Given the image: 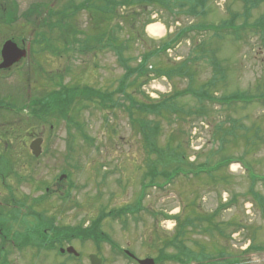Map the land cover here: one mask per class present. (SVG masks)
I'll return each instance as SVG.
<instances>
[{
  "label": "rangeland",
  "instance_id": "374dc122",
  "mask_svg": "<svg viewBox=\"0 0 264 264\" xmlns=\"http://www.w3.org/2000/svg\"><path fill=\"white\" fill-rule=\"evenodd\" d=\"M67 1L0 0V19H7L6 13L12 12L13 2L17 5V16L13 23L0 24V45L6 38H12L20 45L24 42L27 49L23 60L9 70L0 71V104L9 108L10 105L20 107L17 108L20 112L0 109V210L5 212L12 208L8 200L9 190L12 189L16 192L18 205L26 207L25 203L28 202L32 210L36 208L42 211L46 216L58 220L59 225L75 227L89 225L104 213L103 210L106 213L134 204L141 191L143 174L149 164L156 160V154L146 148L140 128L134 126L125 110L120 108L110 110L94 102L79 101L76 110L69 115L74 123L76 120L82 123L83 133L88 139H83L74 125H66L58 114L54 116L50 112V116L43 121L31 119L28 98L38 100L34 97H48L53 90L60 88V83L110 91L118 85L124 73L110 50L89 49L81 53L77 50L78 44L73 49L65 48L68 29L59 30L55 24L57 18H46L44 10L51 6L53 9L61 8ZM73 1L78 4L83 0ZM37 2H47L44 14ZM130 7H118V19L114 21L110 17L106 25L96 19L94 11L89 14L85 9L72 17L70 15L69 23L81 32L77 38H86L85 44L88 43V46L96 44L92 40L97 39V34H94L97 31L106 32L110 27H118V44L126 45L123 54L132 57L130 63L133 67L139 63L145 50L169 40L183 26L198 21L219 23L242 12V1L209 0L204 17H192L183 10L177 16H170L164 10L156 11L152 13L151 20L164 29L158 36L150 34L147 30L149 25L145 26L147 13L158 10L156 6L148 5L147 11L141 10L135 20V30L143 41L137 43L128 35L129 21L134 20V13L139 9L138 5ZM174 8L177 9L176 6ZM263 11L264 5L254 9L247 21H253ZM24 13H28V19L23 18ZM242 20L241 15L237 23L240 24ZM199 44H208L209 48H213L217 60L226 69L225 79L216 81L210 91L214 98L234 92L248 95L264 93L263 38L246 31L239 39L229 36L212 39L210 33L197 32L183 37L149 62V65L157 67L168 62L174 66H178L179 62H189L194 73L193 81L186 76L158 78L149 82L143 80L140 91L149 99L143 100L159 99L157 95L166 92V95H170L178 90H186L189 85L197 88L208 81L213 75L208 60L192 58L198 57ZM25 73L27 84L24 83ZM153 74L150 72L149 77ZM129 91L137 97V86ZM176 104L179 108L175 115H147L148 121L159 123L158 146L169 144L172 147L169 152L174 153L179 147L177 151L183 152L184 162L193 166L203 163L213 165L222 156L239 157L250 167L249 173L264 176V101L222 105L215 99L199 101L186 95L176 99ZM254 133H257V138L253 137ZM223 134L227 135L224 140L229 141L220 145ZM37 137H41L43 142L42 152L36 159L29 150V144ZM11 162L14 164L11 169L18 173L5 177V171L9 170L8 163ZM64 170L69 174V179L60 180V173L67 174ZM249 173L240 163L234 162L215 174L219 175L218 180H211L209 175L189 179L178 176L171 184L161 188L148 186L142 207L133 217L126 219V229L121 227L119 220H112L104 213L100 230L109 234L114 242L128 245L130 252L141 258L156 257V264H181L171 258L160 262L157 256L163 239L169 240L176 235L175 231L185 223L184 232L178 237L191 251L185 264L199 261L217 264L215 260L222 257L219 254H224V262L219 258L220 264H264L263 250L246 251L252 243L264 245L263 202L253 197V193L264 197V181L256 180L252 185ZM1 178H4L5 187ZM57 186H61L60 190L56 189ZM46 193L49 195L46 196ZM41 196H45L44 200H40ZM226 204L229 205L222 208ZM168 223H172V226H168ZM77 248L84 256L94 250L89 241L82 245L78 243ZM172 252L176 250L168 246L165 254ZM112 258L114 260L107 258L104 264H126L116 255ZM67 264L76 262L68 261ZM81 264H89L88 259H83Z\"/></svg>",
  "mask_w": 264,
  "mask_h": 264
},
{
  "label": "trees",
  "instance_id": "16d2710c",
  "mask_svg": "<svg viewBox=\"0 0 264 264\" xmlns=\"http://www.w3.org/2000/svg\"><path fill=\"white\" fill-rule=\"evenodd\" d=\"M209 0H83L82 2L76 4L73 0H68L61 8L53 9L52 6L45 9L47 6V2H38L37 6L41 7L42 14H44L43 10L46 11V18L56 17L57 21L55 22L58 25L59 30L68 29L66 32L65 48L73 49L75 44H78L79 47L77 50L79 52H86L91 49V51L106 49L112 51L117 57L118 64L123 68L124 73L120 76L118 80V85L110 90L105 91L98 88H94L92 86H67L59 84L60 88L53 90L52 94L48 97L39 98L30 100L27 99L28 103L31 105L30 109V117L34 119L33 121H43L50 116V112L60 115V119H64L67 124H72L75 126V130L83 139H86L87 136L83 133V125L82 123L76 120V123L73 122L71 114L72 110H76V105L79 101L83 103L94 102L100 105L103 108L114 110L116 108H120L125 110L128 115L129 121L134 125L140 128L144 143L146 148L150 149L151 152L156 154V160L149 164V169L147 172L143 174V181L141 185V191L139 192L134 204H127L118 208L117 210H108L103 212L108 214L109 218L115 219L116 216L122 218L128 213L129 217L135 215V213L142 207V199L144 197L145 188L148 186H156L162 187L172 183L174 178L178 176H183L185 178L197 177L199 175H209L211 180H218L219 175H215L221 168H227L231 162L234 160L242 162L241 158H231L224 157L217 160L213 165H204L198 164L193 166L192 164H186L184 162L185 156L183 152H178L179 147L176 149V153L169 152L170 145L167 146H158L156 143V138L159 135V123H152L147 120V115L159 116L161 114H170L178 111L179 106L176 104V99L182 98L186 95H190L198 99L199 101L208 100H217L222 105H230V104H253L260 103L264 101V93L248 95L245 92H234L229 95H223L221 98H214V95L211 94V90L215 86L216 81H223L226 77L225 71L220 61L217 60L216 54L213 48H209L208 44L203 45L199 44V55L198 57L194 56L195 60L198 58H206L211 68L213 69V75L211 78L205 83L201 84L199 87L194 88L192 86H188L186 90H178L170 95H163L156 101H146L143 99H148L143 95V92L140 91V84L148 79L150 72L155 75H164L167 76L168 79H172L177 76H186L189 81H193L194 73L191 71V67L189 66V62H179L178 66H174L172 63L160 64L159 67L151 65L149 68V62L153 58L159 57L161 53H165L167 49L174 46L183 37H187L189 34L197 33V32H207L211 34L212 39H222L223 37L229 36L234 39L241 38L243 33L251 32L258 34L260 38L264 39V11L259 14L257 18L253 21H247V18L251 15L254 9L260 8L264 5V0H241L242 1V12H237L233 14L230 18L221 20L219 23H210L206 24L204 21H198L197 23H191L190 25L183 26L180 28L175 35H173L169 40L162 42L160 45L154 46L148 50H145L143 54L140 56V60H138V64L136 66H131V58L130 56H125L123 54L126 49V45L121 43L118 44V36L117 30L118 27H110L106 32H96L97 39H93L92 41L96 42L95 45L88 46L85 44L87 42L86 38H77V36L81 35V32L74 28L69 23V16L71 17L75 15L77 12L85 9L89 11H94L97 20H102L104 25L110 21V17L112 20L118 19L116 16V9L138 5V12L134 13V20L129 21L130 29H129V37L133 39L134 42H143L138 31L135 30V20L140 15L141 10L147 11L146 6L152 5L156 6L158 10H151L147 13V18L145 21V26L152 23L151 20L152 13H156V11H165L168 15L173 16L177 13H181V11H185L188 15L194 16H205L207 14V3ZM16 3L12 4V12L7 11L8 14L5 23H10L16 19L17 16V8ZM36 6V7H37ZM177 7V9L174 8ZM33 10V9H32ZM37 10V9H36ZM6 14H3L4 16ZM28 14V13H27ZM26 13L23 14V18H28ZM39 14H41L39 12ZM41 14V15H42ZM1 15V14H0ZM243 16V20L240 24L237 23V20L240 16ZM68 20V24L66 23ZM44 20V19H42ZM32 23V22H31ZM36 24V23H35ZM34 25V22H33ZM46 26V23H43ZM98 26V25H97ZM96 27V26H95ZM69 29H71L69 31ZM103 32V33H102ZM69 33V34H67ZM38 35V34H36ZM40 36V35H38ZM210 41H212L210 39ZM123 42V41H122ZM141 82L139 83V80ZM144 80V81H143ZM27 84V76L25 73V80ZM137 86V97L132 94L129 89L135 88ZM139 94H142L140 96ZM22 98V97H21ZM25 98H23L24 101ZM149 100V99H148ZM26 102V101H25ZM24 102V103H25ZM215 102V101H214ZM82 103V104H83ZM217 103V102H216ZM82 105L81 107H83ZM1 109L5 111L11 112H20L17 108H20L16 105H10L11 108L3 106L0 104ZM72 107V108H71ZM135 115V116H134ZM46 117V118H45ZM243 128V126H240ZM230 134V131L227 132ZM235 136V135H234ZM227 138V135L223 134V137L220 138V145H224L229 140H224ZM236 137V136H235ZM234 137V138H235ZM253 137L257 138V133H254ZM250 141H253L252 138H248ZM223 147V146H221ZM220 149V147H219ZM227 156V155H225ZM243 166L249 170L250 167L247 166L246 163L242 162ZM249 168V169H248ZM215 175V176H214ZM250 179L253 182L256 180L264 181V176H259L255 174H251ZM147 180V182H146ZM159 180H162L159 181ZM251 191H253L251 189ZM253 193V192H252ZM253 197L259 201L263 202V212H264V197L258 193H253ZM104 213L99 216L95 221L92 222L91 226L87 229H81L79 227L78 230H75V234L80 236L82 239H90L95 243H98L101 240L111 242L109 237L100 230V220L104 217ZM185 227V223L180 225V228L177 229L176 235H173L169 240L164 238L161 243V248H159V255L157 256V261L160 262L164 259H176L179 263L185 264L188 263V254L191 252L188 250L184 241L179 239L178 237L184 232L183 228ZM170 246L172 249L174 248L176 252L166 253L165 251ZM263 250L264 245L256 246L255 244H251L246 251L249 250ZM233 264H240L239 262H234Z\"/></svg>",
  "mask_w": 264,
  "mask_h": 264
},
{
  "label": "flooded vegetation",
  "instance_id": "af4514ba",
  "mask_svg": "<svg viewBox=\"0 0 264 264\" xmlns=\"http://www.w3.org/2000/svg\"><path fill=\"white\" fill-rule=\"evenodd\" d=\"M1 60L0 53V62ZM8 165L10 171H5V175L7 177L15 173L17 175L18 172L11 169L14 164L11 162ZM4 178L1 179V182L2 186L5 187ZM60 188L61 186H57L56 189L60 190ZM45 192H47V187H45ZM8 200L12 204V208L5 212L0 210V264H45L46 262L47 264L48 262L65 264V257L76 262V264H81L83 259L89 261L91 254L102 258V264L106 262L107 258L114 260L112 258L114 255L126 264H128V259L136 262V259L129 257L127 253L128 245L114 242L115 246L112 247L107 243L108 241L95 243L90 239H82L74 232L79 229V226L65 227L59 225L58 220L46 216L42 211L36 208L32 210L31 204L28 205V202L25 203L26 207L18 205L16 192L14 193L12 189L9 190ZM89 227L88 224L80 226L81 229ZM101 232L104 234L103 231ZM88 241L91 242L94 250L84 256L81 250L77 248V244L82 245L83 242ZM69 248H72L73 251L75 249L76 252H74L78 255L69 252Z\"/></svg>",
  "mask_w": 264,
  "mask_h": 264
},
{
  "label": "water",
  "instance_id": "95a60500",
  "mask_svg": "<svg viewBox=\"0 0 264 264\" xmlns=\"http://www.w3.org/2000/svg\"><path fill=\"white\" fill-rule=\"evenodd\" d=\"M25 56V51L17 46V44L12 40H7L2 45L1 49V57L2 62L0 63V69L10 68L14 63L18 62ZM41 143L42 139L37 138L33 140L30 144V148L32 153L35 156H38L41 152ZM69 251L74 252L72 248H69ZM91 264H100L101 260L96 257V255L90 256ZM141 264H153V260L151 259H144L141 261Z\"/></svg>",
  "mask_w": 264,
  "mask_h": 264
},
{
  "label": "bare ground",
  "instance_id": "6f19581e",
  "mask_svg": "<svg viewBox=\"0 0 264 264\" xmlns=\"http://www.w3.org/2000/svg\"><path fill=\"white\" fill-rule=\"evenodd\" d=\"M147 30L150 34L156 36H158V34H161L163 33V30L162 27L160 26V24H157V23H153V24H150L148 27H147ZM168 226H172V223H168Z\"/></svg>",
  "mask_w": 264,
  "mask_h": 264
}]
</instances>
